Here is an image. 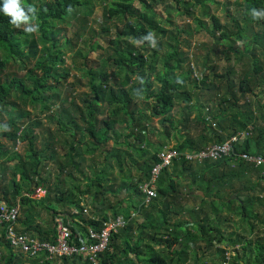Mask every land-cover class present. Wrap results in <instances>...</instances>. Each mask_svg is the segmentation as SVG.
<instances>
[{
	"label": "trees",
	"instance_id": "trees-1",
	"mask_svg": "<svg viewBox=\"0 0 264 264\" xmlns=\"http://www.w3.org/2000/svg\"><path fill=\"white\" fill-rule=\"evenodd\" d=\"M183 2L182 15L190 17L197 28L210 36L213 50L204 69L208 70L210 58L216 56L215 47L224 46L225 55L230 52L247 58L246 73L237 76L231 70L218 76L214 67L212 76L219 84L209 86L210 76L205 73L193 79L192 71L185 69L188 59L181 44V36L187 31L175 27L169 18L161 19L157 13L161 0H20L24 19L19 27L3 12L4 0H0V53L7 58L0 54V113L10 115L4 127L13 130L3 136L14 147L28 142L26 151L21 153L0 140V194L9 205L21 206V234L43 243L55 242L57 219L62 216L70 218L75 236L85 238L88 229L99 231L109 217L121 216L128 223L111 235L98 264H200L201 258L207 256L209 264H264L262 168L239 157L243 153L264 156V64L259 59L264 57V33L251 31V26L264 24L262 17L252 15L253 10L264 14V0L237 1L242 22L227 9L226 17L236 32L208 12L216 0ZM97 5L102 6L104 20L100 35H109L106 23L119 25L107 50L95 41L83 42L78 31L75 37L90 51L104 50L111 69L108 73L105 68L95 71L84 63L81 70L87 76L83 86L87 92L62 103L68 108L57 109L53 101L58 94L46 97V93L57 90L50 86L51 82L60 85L61 79L67 81L68 69L63 75L58 64L64 62L65 49L75 47L73 39L61 36L65 28L59 25L74 21L85 24ZM197 8L210 24L193 15ZM29 23L36 26H27ZM24 27L36 29L44 44L41 50L30 39L33 32ZM89 32L96 35L93 30ZM76 56L85 58L87 54L78 48ZM13 57L23 65L32 57L37 58L35 68L27 72L26 78L8 77L4 81L2 72ZM74 82L73 88L78 81ZM205 89L217 92L215 104H201L200 97L196 98L198 103L194 100L192 92ZM15 95L24 105L29 101L41 105L43 111H50L48 103L53 102L56 111L48 118L57 128L48 131L43 141L35 131L39 122L7 109H19L12 104ZM150 101L152 116L159 118L161 124V131L151 132L159 139L157 143L149 138L146 115L139 106L140 102ZM102 107L107 109V115L99 119ZM175 110L180 111V117L174 115ZM21 120H25L24 125ZM120 125L128 132L121 134ZM241 135L244 137L235 146L234 154L221 160H208L201 165L183 158L173 162L157 179L156 199L148 208L142 207L139 187L149 181L151 170L159 164L157 154L171 141H176L173 149L183 155ZM57 146H63V155ZM53 162L57 165L55 171L50 170ZM186 182L187 199L183 196ZM39 189L47 191L45 197H37ZM193 189L203 196L196 191L191 194ZM234 194L238 196L232 202ZM236 203L242 218L240 227L252 235L249 242L246 238H225L215 224L216 217L221 223L220 210ZM42 211L50 217L44 225L39 224ZM132 213L137 218L129 221ZM184 214H188L192 227L179 219ZM3 248L9 256L4 258V264L23 260L28 264H92L79 258L50 262L45 258L28 259L17 255L5 236L0 238V250Z\"/></svg>",
	"mask_w": 264,
	"mask_h": 264
},
{
	"label": "rangeland",
	"instance_id": "rangeland-1",
	"mask_svg": "<svg viewBox=\"0 0 264 264\" xmlns=\"http://www.w3.org/2000/svg\"><path fill=\"white\" fill-rule=\"evenodd\" d=\"M186 1V0H185ZM239 0H216L214 4H211L210 10L208 11L210 14L217 15L224 23L228 24L230 28L234 32H236V28L233 25L232 22H228L227 15H232L233 17L239 16V19L242 22L241 14L242 12L239 9V6H237V3ZM240 3V2H239ZM184 2L183 0H161L160 6L157 8V13L160 15L161 19H171V21L174 23L175 27H181L186 29V33L182 34L181 36V44L182 49L186 53V58L188 59L185 63V69L192 71V78L196 79L197 76H201L203 73L204 75H209L210 79H208L209 86L211 84H219V80H216L212 76V70L214 67L217 68V75L220 76L222 74H227L228 71H235L237 73V76H241L244 73H246L249 70V62L247 58H241L238 55L234 53L227 52L226 55L224 54L225 48L223 47H215V53L216 56H212L209 60V63L207 64V69H204V63L207 59L208 55L211 54L213 48L210 41V36L205 31H202L201 29L197 28V24L188 16L182 15L184 12L183 10ZM229 9V12L227 11ZM193 15L197 18H200L202 21H205V23L208 25L210 24L209 19L204 16L202 10L200 8H197L193 11ZM262 19H264V16H262ZM102 18V6L97 5L92 13V15L86 20V23L81 25L79 21L77 22H71L70 24H63L59 25V27L65 28V31L62 32L61 36L66 37L67 39H73L74 40V48L71 49L70 47L65 49V56L63 57L64 62L58 64V70L59 73L64 75V69H68L70 75L67 78V81L64 82V79L60 80V85H57V83L51 82L50 86L56 87L57 90L53 91L52 93L48 92L46 93V97H51L56 94L58 96L54 97V103L57 106V109L60 106H65L66 108L69 107L68 104H63L66 100L73 98H78V96H81L82 94L87 92V89L83 86L87 82V76L83 74L84 69L81 70L84 65V63L87 64L86 68H92L95 71L100 70L101 68H105L107 70V73L110 71L109 63L106 61V52L104 50H107L109 44V40L113 38L116 26H119L118 23L112 22V23H106L110 27L109 35L104 36L100 35L102 33V27H104ZM243 25V23H242ZM27 26L35 27L36 23H29ZM26 26V27H27ZM24 27V29H26ZM169 29H172L171 26H167ZM93 30L96 35L91 34L89 31ZM78 31V33L81 35V39L88 40L89 42L95 41L98 43L104 50L98 48L95 51L88 50L87 47L83 46V42L80 43V41H76L75 32ZM251 31L254 33L263 32L264 33V24L262 26H251ZM31 41L35 40L37 42V47L39 50H41L44 47V44L41 43L39 39L38 33L33 32V35L30 37ZM141 45V44H140ZM48 47V45H47ZM240 47H242L240 45ZM80 48L84 54H87L85 58L76 56L77 49ZM243 48V47H242ZM167 48H164L163 52H166ZM29 49H26V54H28ZM41 53V52H40ZM39 53V57H41L43 54ZM3 58H6V55L1 52L0 53ZM218 56V58H217ZM38 57V58H39ZM47 57V55H45ZM7 59V58H6ZM261 63L264 64V57L260 56ZM8 65L6 66V69L2 72L3 76L2 79L4 81H7V78H26L27 72L29 70H33L36 65L37 58H31L26 62L25 65L22 64V61L17 59L16 57L9 58L8 59ZM161 63L158 64V69L161 68ZM85 66V65H84ZM25 67V69H23ZM36 74L41 76L40 71L36 70ZM77 77V80H76ZM26 80V79H24ZM74 81H78L76 87H72V84H74ZM58 87V88H57ZM72 90L75 92L72 93ZM259 93V92H258ZM194 95V100L198 103L197 97L199 98V102L201 104H215L217 102L216 95L217 92H212L209 90L205 91H194L192 92ZM59 98V99H57ZM52 102V103H53ZM27 103V104H26ZM24 105V101L22 99L17 98L16 95L14 96V99H12V104H16L19 109H14L12 107H7L10 113L15 114L17 112V115L25 114L29 115V119L35 120L40 123L38 127L35 128L36 133L41 137V141H43L46 138V135L48 131H52L56 129V125L54 123L50 122L48 116L52 115V111H56V108H53L52 103H48V105H51L50 111H43L42 106L39 105H32L29 101H27ZM139 106L144 109L143 113L146 115V120L149 125V138L152 142H158V138L156 134H152L151 132L158 130L161 131V124L160 119L152 116V103L150 102H140ZM48 108V107H47ZM101 115L99 116V119L106 118L105 112L107 109L105 107H102L100 109ZM174 115L180 117V111L175 110ZM137 116V114H136ZM138 117V116H137ZM135 117V118H137ZM11 119L10 115H1L0 113V140L7 143L11 148H14L15 151L24 153L27 149L28 142H20L17 146L14 147V144L10 142L8 138H6L4 133H11L13 130L11 128H5L4 125L9 123V120ZM25 120H21L20 124H23ZM143 122V121H142ZM24 125V124H23ZM119 131L122 133H126L128 131H124L123 127L119 126ZM111 143V142H110ZM108 144V146H111V144ZM176 146V141L173 140L170 142L167 148H174ZM58 152L60 154H64L63 146H57ZM100 162V160H97ZM89 164V162H87ZM50 170L55 171L57 169L56 163L50 164ZM115 176L117 177L116 173ZM118 178V177H117ZM231 194V193H230ZM124 196V195H123ZM205 211H209V209H205ZM48 216L47 212L42 211V219L39 224L44 225V222H48ZM219 220L221 221L219 225V230H222L225 226L226 220L224 219L223 213L219 216ZM217 248H220L219 246ZM195 249V247L193 248ZM196 250V249H195ZM215 253V252H214ZM201 257V255H200ZM209 256L202 257L200 264H209ZM193 264V263H191Z\"/></svg>",
	"mask_w": 264,
	"mask_h": 264
},
{
	"label": "built area",
	"instance_id": "built-area-1",
	"mask_svg": "<svg viewBox=\"0 0 264 264\" xmlns=\"http://www.w3.org/2000/svg\"><path fill=\"white\" fill-rule=\"evenodd\" d=\"M241 137H233L223 144H216L205 149L192 151V153L179 154L173 148H165L159 154L157 159L159 164L156 165L150 173V179L146 184L139 187L143 196L142 207L148 208L153 200L156 199L155 185L161 171L172 166L173 162L183 158L185 161L201 165L208 160H221L224 157L234 154V148L241 142ZM242 160L256 168H262V179L264 181V156L243 153L239 156ZM47 194L44 189L38 190V198H43ZM264 199V195L262 196ZM87 213L86 210L83 211ZM21 217V206L9 205L7 202L0 200V238L6 237L12 249L18 255L28 258L37 259L45 258L46 261L64 260L79 258L87 260L92 264H98L99 258L108 249L109 239L112 234L118 230L124 229L127 221L124 217H109L102 223L99 231L88 229L87 235L83 238L81 235H74L72 230L73 223L70 218L60 216L57 219L56 231L57 238L55 242H41L23 235L19 231V219ZM129 221L137 218V214L132 213ZM230 257V255H228ZM4 254L0 253V260Z\"/></svg>",
	"mask_w": 264,
	"mask_h": 264
},
{
	"label": "crops",
	"instance_id": "crops-1",
	"mask_svg": "<svg viewBox=\"0 0 264 264\" xmlns=\"http://www.w3.org/2000/svg\"><path fill=\"white\" fill-rule=\"evenodd\" d=\"M13 168L14 167H12V169ZM187 185H188V182L183 184V194H184L183 196L186 197V199L188 198V196H185V194L188 193V192L185 191V187ZM191 191H192V192H190L191 194H195L196 190L193 189ZM226 192H230V191L227 190ZM196 194L203 196L201 192H197L196 191ZM237 196H238L237 194L232 195L231 196V201L234 202L237 199ZM0 200H2L3 202H7L5 199L2 198L1 194H0ZM239 208H240L239 207V203H236V204H233V205H227L226 208H223V209L220 210L223 213V215H224V219L226 220V218H227V220L225 222L226 224H225L224 228L222 229V232H223L225 238H227V239L231 238L232 240L236 241L237 237L240 238V239L246 238L247 242H249L251 240L252 235H250L249 233H245L244 229H242L240 227V225L242 223V218H241V215H239L240 214ZM179 219H181L185 223H188L189 227H192V225L189 224V223H191V221L189 220L188 214L182 215ZM215 224L217 226L220 225L218 223V218L217 217H216V220H215ZM22 230H23V228L19 224V231H22ZM194 230H196V228H193V232H194ZM220 248L224 249L226 247L225 246H221ZM0 253H3V254L6 255V256L4 255V258H6L8 256V252L6 251L5 248L1 249ZM4 258L2 260H0V264H4V260H5ZM8 258H9V256H8ZM23 262H24V260L20 261L18 263H15V264H28L27 262H24V263Z\"/></svg>",
	"mask_w": 264,
	"mask_h": 264
},
{
	"label": "clouds",
	"instance_id": "clouds-1",
	"mask_svg": "<svg viewBox=\"0 0 264 264\" xmlns=\"http://www.w3.org/2000/svg\"><path fill=\"white\" fill-rule=\"evenodd\" d=\"M19 4L20 0H4L3 5V12L12 18L11 23L17 27L20 26L19 22L24 19V13L20 10ZM29 9L32 10L31 7H29ZM252 15L253 18H260L264 16V14L257 13L255 10H253ZM25 31L31 33L36 31V29L29 28L25 29Z\"/></svg>",
	"mask_w": 264,
	"mask_h": 264
}]
</instances>
